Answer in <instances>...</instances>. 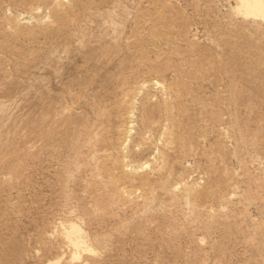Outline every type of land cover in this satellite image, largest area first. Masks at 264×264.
Masks as SVG:
<instances>
[{
  "label": "rangeland",
  "instance_id": "374dc122",
  "mask_svg": "<svg viewBox=\"0 0 264 264\" xmlns=\"http://www.w3.org/2000/svg\"><path fill=\"white\" fill-rule=\"evenodd\" d=\"M233 5L0 0V264L71 263L67 221L88 264H264V21Z\"/></svg>",
  "mask_w": 264,
  "mask_h": 264
},
{
  "label": "bare ground",
  "instance_id": "6f19581e",
  "mask_svg": "<svg viewBox=\"0 0 264 264\" xmlns=\"http://www.w3.org/2000/svg\"><path fill=\"white\" fill-rule=\"evenodd\" d=\"M232 7H233V12H235L234 14H238L245 19L252 18V20L255 19V20L264 21V0H234V5ZM24 19H25L24 17L20 18V20H24ZM155 84H160V83L158 81H155ZM126 115H128L129 117H132L133 112L129 110L128 114ZM128 127H129L128 133L130 134L132 132L133 125L130 124ZM145 164H146V161L138 165V167H142ZM132 166L129 165V163L125 164L126 168L127 167L132 168ZM60 226H61L60 230H61L63 239H65L67 245L69 246L70 253H71L72 262L69 264H88L86 261L81 260L82 253L85 251H90L89 245L87 244V240L85 239V233L83 229L81 228V226L74 221H67L66 224L60 223Z\"/></svg>",
  "mask_w": 264,
  "mask_h": 264
}]
</instances>
